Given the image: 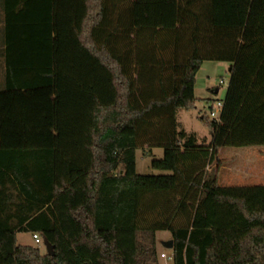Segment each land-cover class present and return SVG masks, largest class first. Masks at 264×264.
Instances as JSON below:
<instances>
[{
  "label": "trees",
  "instance_id": "16d2710c",
  "mask_svg": "<svg viewBox=\"0 0 264 264\" xmlns=\"http://www.w3.org/2000/svg\"><path fill=\"white\" fill-rule=\"evenodd\" d=\"M0 8V264H160V232L173 264H264V185L209 169L223 147L264 146V0ZM205 62L233 68L200 142L177 113ZM145 147L161 174L137 173Z\"/></svg>",
  "mask_w": 264,
  "mask_h": 264
},
{
  "label": "rangeland",
  "instance_id": "374dc122",
  "mask_svg": "<svg viewBox=\"0 0 264 264\" xmlns=\"http://www.w3.org/2000/svg\"><path fill=\"white\" fill-rule=\"evenodd\" d=\"M208 70L200 73V80L212 89H220L218 94L207 91L206 96L212 100L207 101L202 95L196 102V108L186 111L180 110L177 113V121L188 132L196 133L200 142L208 138L211 140L208 121H213L211 117L212 109L217 104L216 100L224 99L227 91L230 74L217 63L207 64ZM205 69V68H204ZM206 71V72H204ZM221 81H224L221 84ZM206 92V91H205ZM205 117L203 120L202 118ZM137 164L136 171L140 175H158L161 174L152 168L154 160L163 159L164 151L161 149L149 150L139 149L136 152ZM219 161L211 165V169L217 170L218 182L221 186H255L264 185V146L254 147H223L219 151ZM172 240L168 232L157 234V250L160 264H173V250L165 249L162 242ZM18 243L24 246H35L41 249L42 253H47V247L44 242L36 244L30 233H19ZM165 254L167 258H163Z\"/></svg>",
  "mask_w": 264,
  "mask_h": 264
},
{
  "label": "crops",
  "instance_id": "0c3cea01",
  "mask_svg": "<svg viewBox=\"0 0 264 264\" xmlns=\"http://www.w3.org/2000/svg\"><path fill=\"white\" fill-rule=\"evenodd\" d=\"M118 18H119V15L118 14H116L115 13V21H117L118 20ZM4 20H5V14H4V12L2 11V8H0V24L1 23H3L4 22ZM131 37H132V35H131ZM209 63H217V62H205V63H203L202 64V66H201V69H200V71L198 72V75H197V77H196V84H195V96H196V102L199 100V96L198 95H202L203 93V97L207 100V101H210V100H212L211 99V97H209V96H206L205 94L207 93V91H211L212 93H214L215 95L218 93V89H212V90H210V88L206 85V83H204V82H202L201 80H200V73L201 72H203V70H208L207 68H209L208 67V65L207 64H209ZM217 64H219V66H221L222 68H225V70L228 72V70H229V66H232V64H229V63H217ZM205 68V69H204ZM204 72H206V71H204ZM206 91V92H205ZM227 92V91H226ZM225 96H226V93L224 94V97L223 98H225ZM197 136H198V134H197ZM198 138H199V136H198ZM207 140H208V138H206ZM200 140V139H199ZM209 142V141H208ZM144 149H149L148 147H145ZM156 149H159V150H161V148H153V149H151V151H153V150H156ZM150 150V149H149ZM163 150V149H162ZM138 151V150H137ZM164 151V150H163ZM218 158H219V155H218ZM210 170H212L211 169V166H210V168H209ZM17 239H18V235H17Z\"/></svg>",
  "mask_w": 264,
  "mask_h": 264
},
{
  "label": "built area",
  "instance_id": "2783aa9c",
  "mask_svg": "<svg viewBox=\"0 0 264 264\" xmlns=\"http://www.w3.org/2000/svg\"><path fill=\"white\" fill-rule=\"evenodd\" d=\"M224 81H221V84H223ZM220 92V89H218V93ZM217 93V94H218ZM217 104L213 107L211 117L213 118V121H219L220 116L223 111V99L216 100ZM34 241L36 244L42 243V239L39 234L35 233L32 235ZM163 258H167L165 254L162 255Z\"/></svg>",
  "mask_w": 264,
  "mask_h": 264
},
{
  "label": "water",
  "instance_id": "95a60500",
  "mask_svg": "<svg viewBox=\"0 0 264 264\" xmlns=\"http://www.w3.org/2000/svg\"><path fill=\"white\" fill-rule=\"evenodd\" d=\"M232 68H233V66H229V70H228L229 74H231ZM162 245L165 249L172 250L173 246H174V242H173V240H169V241L162 242ZM48 250L51 252L50 246H48Z\"/></svg>",
  "mask_w": 264,
  "mask_h": 264
}]
</instances>
